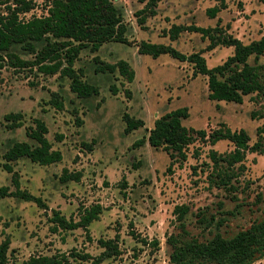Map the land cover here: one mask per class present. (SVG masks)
I'll use <instances>...</instances> for the list:
<instances>
[{"label": "rangeland", "instance_id": "374dc122", "mask_svg": "<svg viewBox=\"0 0 264 264\" xmlns=\"http://www.w3.org/2000/svg\"><path fill=\"white\" fill-rule=\"evenodd\" d=\"M112 1L123 16L129 43H107L95 54L85 50L74 66L83 70L85 81L100 89L99 96L80 99L72 93L68 78L45 76L36 68L14 67L7 59L0 69V163L15 142L35 145L27 132L35 126L36 118L46 122L47 138L53 149L63 154V160L51 166L28 159L14 164L21 188L41 197L47 208L18 198L1 201L0 242L11 239L8 264L56 255L68 256L71 264H91L70 255L77 251L97 257L103 252L99 239H115L117 235L121 255L102 264H168L167 237L180 232L174 215L177 206L189 207L188 238L200 242H208L217 232L231 239L264 220V154L248 152L244 162L230 168L221 164L219 169L228 175L227 184H223L216 178L218 170L211 155H230L235 145L228 140L212 145L197 134L205 130L210 135L225 124L232 131L246 130L253 146L264 138V95L245 97L242 104L211 101L208 77H195L192 64L167 54L154 59L139 53L143 42L170 45L187 55L203 53L213 69L234 55L235 49L222 45L209 49L210 38L196 32H184L173 41L169 35L172 27L212 29L213 36H233L248 45L264 37V1L227 0V8L214 19L207 11L219 6L215 0H162L154 16H139L145 7L141 0ZM33 2L34 9L20 16L23 21L48 15L52 0ZM14 51L21 59L32 58L20 48ZM96 56L110 64L127 61L136 73L133 83L119 72L96 74ZM249 64L264 66V55L258 61L251 57ZM261 81L264 84V68ZM112 85L119 90L117 95L112 94ZM53 93L62 97L63 110L50 104ZM183 107L190 114L183 125L194 130L186 161L172 159L170 153L148 143L133 147L149 136L158 118ZM11 113L24 115L21 127H7L5 116ZM126 114L143 120L145 126L126 134ZM77 119L83 124L79 125ZM92 143V150H88L85 145ZM64 170L80 173L81 180L62 182ZM3 186L15 190L12 174L0 166ZM94 205L102 206L103 213L90 225L89 233L83 229L53 232V211L78 221L80 211ZM198 213H203L208 222L216 220L207 227L198 221ZM131 231L141 240L147 239L148 245L136 241ZM154 240L160 242L159 250L151 245ZM254 264H264V258Z\"/></svg>", "mask_w": 264, "mask_h": 264}, {"label": "trees", "instance_id": "16d2710c", "mask_svg": "<svg viewBox=\"0 0 264 264\" xmlns=\"http://www.w3.org/2000/svg\"><path fill=\"white\" fill-rule=\"evenodd\" d=\"M162 0H141L145 7L140 11L139 16L150 14L156 15V9ZM219 6L208 9V15L214 19L223 9L227 8V0H215ZM264 1V0H260ZM33 0H0V69L4 68L7 59L12 66L22 69H34L45 76L59 75L61 78L70 80V89L80 99H90L100 95V89L83 79V70L74 68L81 53L89 50L91 53H98L101 48L111 42L128 44L127 26L123 16L112 0H52L48 15L33 17L23 21L21 15L31 12L34 9ZM4 8V11L1 10ZM218 30V29H217ZM184 32L201 33L212 41L209 49L219 45L233 47L234 55L227 61L213 69L207 65L203 53L197 52L190 55L183 54L174 47L164 44H153L143 42L139 53L149 55L154 59L161 55H170L180 62H188L193 65L194 76L203 75L208 77L209 99L216 102L242 104L245 97L257 94L264 95V84L261 81V71L264 66H251L249 60L254 56L258 61L264 55V37L248 45L233 36H213L212 29L197 26H173L170 30V38L176 41ZM15 48L22 49L26 54L32 55L31 59H21L14 51ZM96 74H115L133 83L136 73L127 61L121 60L116 64L102 61L99 56L94 58ZM113 95L119 90L115 85L111 86ZM130 96L131 93L127 91ZM50 104L57 110L64 109V101L58 93L52 94ZM190 117L187 107L173 110L158 118L153 129L150 130L147 138L138 140L133 147H141L148 143L155 149H163L170 153L171 158L179 157L186 161V148L193 142L192 132L183 125V121ZM24 115L11 113L5 116L9 129H16L22 126ZM127 127L126 134H130L145 126L141 119H135L128 114L124 117ZM79 125L83 122L77 119ZM34 127L27 132L28 138L34 141L35 145L28 142H15L3 156L4 162L0 166L9 174H12V190L10 186L0 187V203L6 198H18L25 202L36 203L39 207L46 209L47 205L41 197H36L29 191L21 188V179L15 171L14 164L22 159H28L40 166H51L63 160V154L54 150L52 143L47 138L49 129L46 122L36 118ZM263 130V129H261ZM261 130L258 133H261ZM202 139H208L212 145L220 141L228 140L235 145V151L227 156L217 157L213 152L211 158L218 173L216 178L223 184L228 175L219 169L221 164L227 167H234L244 162L248 152L264 154V138L250 146L251 138L246 130L232 131L225 124L220 129L213 131L210 135L205 130L197 131ZM60 141L62 136H57ZM92 150V145H85ZM241 168V167H240ZM82 178L80 173H69L64 170L61 181L79 182ZM190 209L187 206H177L174 215L179 222L180 232L167 237V244L170 247L168 264H254L264 258V220L255 223L250 229L239 232L231 239L225 238L219 232L208 242H200L197 239H189V232L186 230V216ZM80 219H67L59 211H53L51 222L54 224L53 232L75 231L83 229L89 233L92 223L100 220L103 207L94 205L80 211ZM213 218L208 222L203 213H198V221L201 224L210 226L215 222ZM220 224H223L220 222ZM130 235L136 240L148 245L147 239L134 231ZM91 241L90 235H88ZM99 246L103 252L92 257L90 254H81L73 251L71 258L91 264H102L106 260L121 255L119 247V236L115 239H99ZM151 245L159 250L160 242L154 240ZM11 246L10 237L0 242V264H8V253ZM69 257L63 255L33 257L24 264H71Z\"/></svg>", "mask_w": 264, "mask_h": 264}, {"label": "built area", "instance_id": "2783aa9c", "mask_svg": "<svg viewBox=\"0 0 264 264\" xmlns=\"http://www.w3.org/2000/svg\"><path fill=\"white\" fill-rule=\"evenodd\" d=\"M28 13H26V14H23V15H27ZM22 19V18H21Z\"/></svg>", "mask_w": 264, "mask_h": 264}, {"label": "crops", "instance_id": "0c3cea01", "mask_svg": "<svg viewBox=\"0 0 264 264\" xmlns=\"http://www.w3.org/2000/svg\"><path fill=\"white\" fill-rule=\"evenodd\" d=\"M96 222H98V221H96ZM93 224V223H92ZM90 228V227H89Z\"/></svg>", "mask_w": 264, "mask_h": 264}]
</instances>
